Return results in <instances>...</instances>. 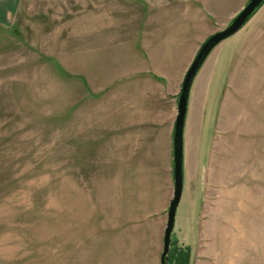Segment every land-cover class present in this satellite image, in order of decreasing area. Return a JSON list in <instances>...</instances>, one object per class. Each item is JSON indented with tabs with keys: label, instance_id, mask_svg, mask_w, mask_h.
I'll list each match as a JSON object with an SVG mask.
<instances>
[{
	"label": "rangeland",
	"instance_id": "rangeland-1",
	"mask_svg": "<svg viewBox=\"0 0 264 264\" xmlns=\"http://www.w3.org/2000/svg\"><path fill=\"white\" fill-rule=\"evenodd\" d=\"M248 2L18 0L0 22V264H160L172 163L159 135L128 131L147 52L174 53L157 36L180 25L204 40ZM231 43L225 153L197 228L180 217L189 264H264V6Z\"/></svg>",
	"mask_w": 264,
	"mask_h": 264
},
{
	"label": "crops",
	"instance_id": "crops-1",
	"mask_svg": "<svg viewBox=\"0 0 264 264\" xmlns=\"http://www.w3.org/2000/svg\"><path fill=\"white\" fill-rule=\"evenodd\" d=\"M17 4L18 0H0L1 23H8L12 20L17 11ZM186 30H188L187 26L180 25L176 33L169 34L168 37L157 36L158 40L163 39L162 41L167 44L165 49L170 47L174 53L169 51L147 52L148 71L145 72L144 80L139 81L146 83L145 91H138L139 96L143 95L141 100L139 99L140 102L142 101L140 103L141 108L137 109L136 114L140 121L131 124L128 128L129 132H148L153 136L159 135L160 141L162 140L166 145L167 161L169 165L172 163L173 176V138L178 96L190 65L189 62L193 60L196 53L193 49L194 46L196 45L198 49L210 36V34L207 35L204 40H195V34L191 38L193 32L189 34V31ZM236 35L212 51L198 72L191 89L184 131V189L173 236V249L177 252L187 250L191 252L190 246L193 247L196 244L197 232L194 233L189 242L182 241L180 230H184L185 227L181 224L180 217L182 212L192 214L187 221H189L190 228L195 229V225L197 228L199 215L205 211L207 206V197L209 196L207 184L210 174L215 170L213 162L216 160L215 162L219 165L220 157L224 156L225 153L224 140L227 134V121L224 115L226 85L231 79L233 68V63L231 64L228 55L229 47ZM186 47L191 48L188 61L185 57ZM150 85L154 87L153 91H151ZM164 102L168 104V107L163 108ZM146 116L148 117L147 120H145ZM220 133H223L222 142L217 139V135ZM168 198V202L171 203V194ZM168 209L169 206L160 213L164 228L167 225Z\"/></svg>",
	"mask_w": 264,
	"mask_h": 264
},
{
	"label": "water",
	"instance_id": "water-1",
	"mask_svg": "<svg viewBox=\"0 0 264 264\" xmlns=\"http://www.w3.org/2000/svg\"><path fill=\"white\" fill-rule=\"evenodd\" d=\"M264 6V0H249L247 5L233 18L223 30L212 34L201 46L191 66L188 68L182 83L177 101V116L173 138V198L167 212V225L164 233L161 264H169L173 251V236L177 215L184 189V131L188 114L189 99L194 80L212 51L224 41L238 34L246 24Z\"/></svg>",
	"mask_w": 264,
	"mask_h": 264
},
{
	"label": "trees",
	"instance_id": "trees-1",
	"mask_svg": "<svg viewBox=\"0 0 264 264\" xmlns=\"http://www.w3.org/2000/svg\"><path fill=\"white\" fill-rule=\"evenodd\" d=\"M177 254L176 250L172 251L171 258L177 261V264H189V256L185 253L177 254L178 256L175 257Z\"/></svg>",
	"mask_w": 264,
	"mask_h": 264
}]
</instances>
